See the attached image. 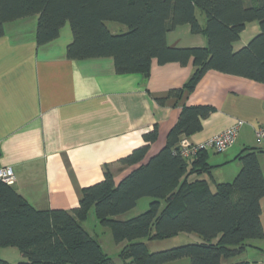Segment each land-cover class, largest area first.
I'll return each mask as SVG.
<instances>
[{
    "label": "trees",
    "instance_id": "trees-1",
    "mask_svg": "<svg viewBox=\"0 0 264 264\" xmlns=\"http://www.w3.org/2000/svg\"><path fill=\"white\" fill-rule=\"evenodd\" d=\"M34 16L38 45L56 40L69 25L73 41L68 57L113 58L119 75L147 76L155 61L192 64V77L170 97L192 91L209 71L264 82V0H0V37L7 24ZM256 21L260 33L236 50L247 24ZM110 23L117 29L111 30ZM183 26L205 36L207 46H169L167 35ZM213 111L209 106L185 108L165 147L144 163L158 129L146 133L144 145L120 161L138 168L119 184L107 169L104 179L84 189L79 205L70 211L37 210L0 180V248H16L24 258L0 264H170L185 259L190 264H258L234 262L264 239V174L255 149L239 157L242 168L232 184L214 189L200 179L211 176L212 167L204 159L208 151L190 159L181 153V140L202 131ZM192 176L198 179L192 181ZM143 198L152 199L146 212L120 219ZM91 211L111 230L116 244L126 242L119 261L84 227ZM181 234L201 240L159 252H150L145 242Z\"/></svg>",
    "mask_w": 264,
    "mask_h": 264
},
{
    "label": "crops",
    "instance_id": "crops-1",
    "mask_svg": "<svg viewBox=\"0 0 264 264\" xmlns=\"http://www.w3.org/2000/svg\"><path fill=\"white\" fill-rule=\"evenodd\" d=\"M30 18L7 24L0 37V167L13 168L14 188L34 208H76L84 189L101 182L107 169L119 184L139 166H125L121 159L143 146L144 135L155 127L158 138L144 163L158 154L187 107L214 109L204 120L203 130L189 138L193 144L206 142L239 121L244 123L225 153L210 150L204 155L212 168L211 176L202 174L201 180L212 189L216 184H232L242 168L239 157L249 148L257 152L264 174V141L256 136L264 127V82L209 71L195 89L170 97L172 90L190 80L195 71L192 64L155 61L147 76L119 75L113 58L70 59L69 25L56 40L38 45V16ZM259 33L258 21L248 23L235 49L245 47ZM167 42L176 48H204L208 43L205 36L193 35L190 26L169 33ZM261 212L264 229V197ZM122 244H117L115 255ZM253 245L257 249L248 248L234 262L264 264V239ZM13 250L10 259L14 260L7 261L24 260L18 249Z\"/></svg>",
    "mask_w": 264,
    "mask_h": 264
},
{
    "label": "rangeland",
    "instance_id": "rangeland-1",
    "mask_svg": "<svg viewBox=\"0 0 264 264\" xmlns=\"http://www.w3.org/2000/svg\"><path fill=\"white\" fill-rule=\"evenodd\" d=\"M110 27H111V30H114L115 27L117 26L115 24L110 23ZM218 155H221V154H218ZM149 204H150V198L141 199L138 205L136 206V208L120 216V219L127 220V219H131V218L139 216L140 214L146 212L149 209ZM85 227L90 232V234H92L93 236L101 240L104 250L110 253L111 254L110 256L112 258L119 261L117 258L118 256L115 255L116 253H114L116 252L119 245H117L116 242L114 241L111 230L99 224L93 211L90 212L89 218L85 222ZM195 241L196 240L193 238V236L188 235V234H181L179 236L170 237V238L162 239L159 241H150L147 239L145 240L150 252L164 251V250L172 249V248L184 245V244L192 243ZM125 244L126 242H124L122 245H125ZM13 249L11 248L8 250L0 249V260H5V259H6L5 261L9 260L12 257V254L10 252L16 251ZM244 256L245 254L243 255V257ZM10 260H14V259H10ZM9 262L14 263L15 261H9ZM15 263H18V262H15Z\"/></svg>",
    "mask_w": 264,
    "mask_h": 264
},
{
    "label": "built area",
    "instance_id": "built-area-1",
    "mask_svg": "<svg viewBox=\"0 0 264 264\" xmlns=\"http://www.w3.org/2000/svg\"><path fill=\"white\" fill-rule=\"evenodd\" d=\"M244 123L242 121L237 122L232 128L228 129L224 133L217 135L206 142L200 144H193L189 138H183L180 142V149L183 157L190 159L197 155L201 151H214L215 153H225L235 141L239 128ZM256 136L259 140L264 141V127H260L256 131ZM1 155V145H0ZM0 180L9 185L15 186L16 176L12 167H0Z\"/></svg>",
    "mask_w": 264,
    "mask_h": 264
}]
</instances>
